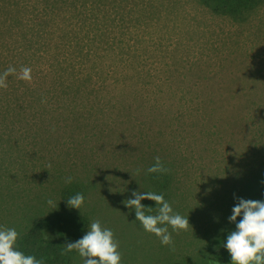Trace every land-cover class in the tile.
Instances as JSON below:
<instances>
[{
    "label": "rangeland",
    "instance_id": "1",
    "mask_svg": "<svg viewBox=\"0 0 264 264\" xmlns=\"http://www.w3.org/2000/svg\"><path fill=\"white\" fill-rule=\"evenodd\" d=\"M10 66L32 80L0 89V227L20 237L73 184L121 264H231L232 208L264 200V1L217 14L202 0H0V74ZM156 157L190 223L168 226L172 246L123 203L152 192Z\"/></svg>",
    "mask_w": 264,
    "mask_h": 264
},
{
    "label": "clouds",
    "instance_id": "2",
    "mask_svg": "<svg viewBox=\"0 0 264 264\" xmlns=\"http://www.w3.org/2000/svg\"><path fill=\"white\" fill-rule=\"evenodd\" d=\"M31 68L22 66L19 74L14 67H8L0 74V89H7V77L15 75L18 79L30 83L32 80ZM50 167V165H49ZM149 173H165L159 157L155 158L153 166L147 169ZM71 183V177L67 179ZM132 198L123 201L125 207L135 212V219L140 222L145 232L155 235L164 246H172V231L179 234L189 229L188 217L174 213L171 205L162 194L154 192H141L133 190ZM143 200L154 201L158 206L156 215L146 214L152 212V207L141 203ZM53 205V201H48ZM70 208L81 209L84 196L77 193L67 199ZM241 217L239 221L237 218ZM229 222L235 224V230L228 233L223 247L231 257V264H264V200H251L239 198L232 208ZM19 233L15 228L0 227V264H44L33 255H25L17 250L16 243ZM76 251L83 259V264H121L122 256L119 251V242L115 239L113 231L103 227L99 220H94L90 229L82 238L64 245V253Z\"/></svg>",
    "mask_w": 264,
    "mask_h": 264
},
{
    "label": "trees",
    "instance_id": "3",
    "mask_svg": "<svg viewBox=\"0 0 264 264\" xmlns=\"http://www.w3.org/2000/svg\"><path fill=\"white\" fill-rule=\"evenodd\" d=\"M264 0H202V2L217 14H236L248 8L259 5ZM96 4V3H95ZM45 8V7H44ZM153 186L152 192L162 194L165 200L169 201L168 189L170 188V178L168 172L149 173ZM80 193L86 198V191L77 185H70L62 192V211L53 216L41 217L34 221L31 226L19 237L16 248L25 255H33L38 260H43L44 264H71L75 250L64 253V245L67 242H75L82 238L90 227V218L86 212L79 209L70 208L67 199ZM259 198H264V188L260 192ZM145 206L155 208V202L144 201ZM152 213V212H151ZM51 232L48 233L47 232ZM70 234L65 238V233ZM60 236L62 239H60Z\"/></svg>",
    "mask_w": 264,
    "mask_h": 264
}]
</instances>
